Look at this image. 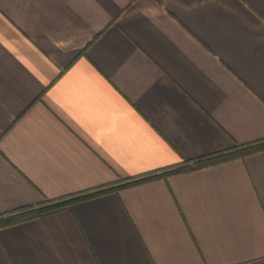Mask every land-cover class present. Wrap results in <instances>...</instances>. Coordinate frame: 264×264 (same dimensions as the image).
<instances>
[{
    "label": "crops",
    "instance_id": "1",
    "mask_svg": "<svg viewBox=\"0 0 264 264\" xmlns=\"http://www.w3.org/2000/svg\"><path fill=\"white\" fill-rule=\"evenodd\" d=\"M264 140V0H0V214ZM0 264H264V149L0 227Z\"/></svg>",
    "mask_w": 264,
    "mask_h": 264
},
{
    "label": "trees",
    "instance_id": "2",
    "mask_svg": "<svg viewBox=\"0 0 264 264\" xmlns=\"http://www.w3.org/2000/svg\"><path fill=\"white\" fill-rule=\"evenodd\" d=\"M264 149V140L260 142H255L251 145L241 146L240 148L234 150H228L225 152H220L216 154H211L208 156H204L202 158H198L192 160L191 162H186L180 166H176L173 168H169L168 170H162L158 173L149 172L146 174H142L141 176L130 178L125 182H121L119 184L114 185H106L101 186L92 190H87L82 193H75L64 198H60L57 200L47 201L45 203L39 204L37 206H32L31 208H20L17 210H12L11 212H6L0 214V227L11 225L14 223H18L25 219H29L39 215L42 212H46L64 205H68L69 203L75 202L80 199L88 198L91 196H95L107 191H115L121 187L137 184L143 181L151 180L160 176H164L168 173L180 172V171H188L196 168H200L203 166H207L210 164L234 159L241 158L244 155L249 153L259 151Z\"/></svg>",
    "mask_w": 264,
    "mask_h": 264
}]
</instances>
